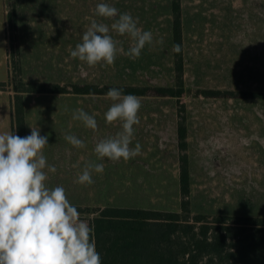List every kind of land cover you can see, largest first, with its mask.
I'll list each match as a JSON object with an SVG mask.
<instances>
[{
    "label": "rangeland",
    "instance_id": "374dc122",
    "mask_svg": "<svg viewBox=\"0 0 264 264\" xmlns=\"http://www.w3.org/2000/svg\"><path fill=\"white\" fill-rule=\"evenodd\" d=\"M100 3L131 14L138 18V27L152 32L153 43L139 58L124 54L131 46L130 37L113 31L110 34L124 50L114 65L89 67L71 57L93 19L109 26L114 22L95 14ZM183 6L187 97L181 106L169 96H139L140 123L134 125L130 147L139 143L140 155L112 161L95 154L100 140L122 130L121 122L105 120L114 103L106 95L69 90L24 94L27 135L31 127H38L41 136H48L43 152L47 163L56 167L55 173L48 172L46 183L49 188L62 186L71 204L92 208L80 213L90 227L93 208L99 206L180 210L182 150L177 122L181 117L188 125L185 151L191 158L192 209L212 215H264V99L203 92L264 91V0H183ZM2 12L4 21L3 3ZM19 13L22 63L21 71L16 74L12 68L6 79L10 102L16 77L57 82L67 89L76 82L172 85L175 81L171 0H19ZM161 38L163 44L158 43ZM77 108L95 114L96 131L72 120ZM66 134L83 140L86 147L72 146L64 139ZM87 163H103L104 171H93L94 183L79 184L78 173Z\"/></svg>",
    "mask_w": 264,
    "mask_h": 264
},
{
    "label": "clouds",
    "instance_id": "9594fccd",
    "mask_svg": "<svg viewBox=\"0 0 264 264\" xmlns=\"http://www.w3.org/2000/svg\"><path fill=\"white\" fill-rule=\"evenodd\" d=\"M95 14L107 23L93 19L70 55L89 67L97 64L114 65L118 46L110 31L127 35L132 43L125 55L136 59L146 45L153 43V34L138 27V18L129 13H119L107 3H100ZM158 43L163 44L161 38ZM182 45L173 51L179 54ZM106 98L114 103L106 111L108 124L119 121L122 130L115 136L100 140L94 148L98 158L128 161L141 154V145L130 147L134 139V125L140 123L138 112L142 99L123 94V89L110 88ZM72 120L81 121L86 128H98L95 114L89 115L81 108L72 112ZM64 139L76 148L86 147L83 140L66 134ZM48 136L40 135L38 127H31L30 135L20 137L11 131L0 134V264H102L96 250L94 230L80 218V212L67 199L62 186L49 188L48 172L56 167L49 165L44 155ZM78 167V165H73ZM47 169V171H45ZM103 173L104 164L87 163L78 173L77 183L92 184V173Z\"/></svg>",
    "mask_w": 264,
    "mask_h": 264
},
{
    "label": "trees",
    "instance_id": "16d2710c",
    "mask_svg": "<svg viewBox=\"0 0 264 264\" xmlns=\"http://www.w3.org/2000/svg\"><path fill=\"white\" fill-rule=\"evenodd\" d=\"M6 23L10 42V65L21 71L19 39V0L8 2ZM172 49L182 45L179 54L173 51L175 81L172 85H128L76 82L72 89L49 81H22L14 78L13 123L17 135L27 136L24 94L62 93L106 95L110 88L123 89V94L143 97H172L182 106L187 97L185 79V23L183 0H171ZM6 81H0L4 89ZM206 95L260 98L264 91L206 89ZM188 125L185 117L177 122V136L182 152L179 155L180 210L104 206L93 208L91 222L94 240L102 264H264V215L209 214L194 211L190 199L192 189L191 158L187 149ZM80 213L92 212L89 206L72 204Z\"/></svg>",
    "mask_w": 264,
    "mask_h": 264
},
{
    "label": "crops",
    "instance_id": "0c3cea01",
    "mask_svg": "<svg viewBox=\"0 0 264 264\" xmlns=\"http://www.w3.org/2000/svg\"><path fill=\"white\" fill-rule=\"evenodd\" d=\"M2 3L4 5V21H2L3 17L1 16ZM8 40L9 39H8V29L6 23L5 0H0V81H6L11 70V65L9 61L10 48L8 45L9 42ZM8 92L9 91L5 89H0V134L11 131L13 134L17 135V129L14 126L13 117H12L13 108H14L13 97H12V101L10 102V99H8L9 97Z\"/></svg>",
    "mask_w": 264,
    "mask_h": 264
}]
</instances>
